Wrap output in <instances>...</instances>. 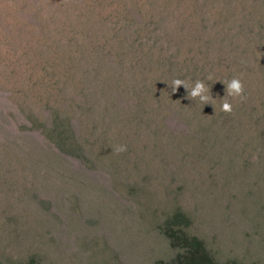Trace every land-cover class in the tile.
<instances>
[{"label": "rangeland", "instance_id": "374dc122", "mask_svg": "<svg viewBox=\"0 0 264 264\" xmlns=\"http://www.w3.org/2000/svg\"><path fill=\"white\" fill-rule=\"evenodd\" d=\"M90 3L0 0V264L167 261L174 252L159 226L174 210L216 262L264 264L257 26L246 27L255 53H128L132 98L115 105L106 96L126 87L124 73L100 82L107 57L94 61L104 53H89L78 32L87 6L101 18L109 11L105 0ZM234 77L244 99L228 97V114L223 82ZM174 79L211 86L214 107L185 98L183 86L170 95ZM52 123L70 124L81 149L67 155L51 144L43 127ZM119 145L127 150L116 154Z\"/></svg>", "mask_w": 264, "mask_h": 264}, {"label": "trees", "instance_id": "16d2710c", "mask_svg": "<svg viewBox=\"0 0 264 264\" xmlns=\"http://www.w3.org/2000/svg\"><path fill=\"white\" fill-rule=\"evenodd\" d=\"M90 1L93 5L96 0ZM87 7L78 32L89 53H104L94 61L107 57V77L100 82L118 83L112 72L124 73L121 85L126 87L117 93L109 91L106 96L115 105L118 100L132 98V91L128 90H132V79L126 74L135 69V62L128 53H173L190 51L191 47H196L198 53H255L248 49L247 26H257L255 34L264 48V0H105L103 7L109 9L105 18L95 8ZM95 18L100 26L90 22ZM169 94L173 95L172 90ZM88 96L83 95L84 100L80 101L87 103ZM102 98L99 92L97 99L92 100L98 103ZM59 117L55 114L53 120L57 122ZM94 118L100 120L97 115ZM43 130L50 143L67 155L73 153L72 148L79 151L82 147L74 139L70 124L52 123ZM189 226L190 221L180 210H174L162 221L159 233L174 254L167 261L153 264H242L235 260L216 262L203 242L187 232Z\"/></svg>", "mask_w": 264, "mask_h": 264}, {"label": "clouds", "instance_id": "9594fccd", "mask_svg": "<svg viewBox=\"0 0 264 264\" xmlns=\"http://www.w3.org/2000/svg\"><path fill=\"white\" fill-rule=\"evenodd\" d=\"M209 80L212 78L209 76ZM224 85H226V95L223 99H221V108L220 110L224 113L230 114L233 110L232 104L229 102L228 97H231L233 99H244V86L240 78L234 77L230 81L223 82ZM168 86L172 90V94L176 93L177 90L183 86L184 89L187 91L188 95L187 99L190 100H196L199 99V102L203 104L204 106L206 104H211L213 107L215 105V101L217 99H213L211 95V86H206V84L200 80H196L194 82V86L189 90L188 83L181 79H174ZM210 116V115H209ZM126 145H119L116 146L112 151H114L116 154H120L125 152Z\"/></svg>", "mask_w": 264, "mask_h": 264}]
</instances>
